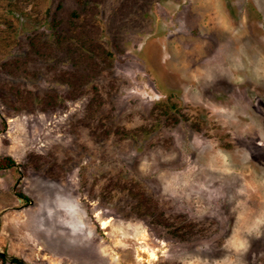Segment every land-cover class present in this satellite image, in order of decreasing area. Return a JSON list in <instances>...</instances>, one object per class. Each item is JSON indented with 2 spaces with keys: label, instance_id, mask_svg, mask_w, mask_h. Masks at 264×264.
<instances>
[{
  "label": "rangeland",
  "instance_id": "rangeland-1",
  "mask_svg": "<svg viewBox=\"0 0 264 264\" xmlns=\"http://www.w3.org/2000/svg\"><path fill=\"white\" fill-rule=\"evenodd\" d=\"M6 157L26 264H264V0H0Z\"/></svg>",
  "mask_w": 264,
  "mask_h": 264
},
{
  "label": "trees",
  "instance_id": "trees-1",
  "mask_svg": "<svg viewBox=\"0 0 264 264\" xmlns=\"http://www.w3.org/2000/svg\"><path fill=\"white\" fill-rule=\"evenodd\" d=\"M12 163H13L12 159L9 158V157H6V158H4L2 161H0V166L2 167L3 164H4V165H10V164H12ZM20 196L23 197V195H20ZM0 259H1L2 261H6V259L3 258V257H1V256H0ZM9 262H10L11 264H21L20 260L17 259V258H15V257L10 258V259H9Z\"/></svg>",
  "mask_w": 264,
  "mask_h": 264
},
{
  "label": "water",
  "instance_id": "water-1",
  "mask_svg": "<svg viewBox=\"0 0 264 264\" xmlns=\"http://www.w3.org/2000/svg\"><path fill=\"white\" fill-rule=\"evenodd\" d=\"M0 256L3 257V258L10 257V256H8L6 253H4L2 251H0ZM10 258H12V257H10ZM20 262L22 263L23 261H20ZM23 264H26V263L23 262Z\"/></svg>",
  "mask_w": 264,
  "mask_h": 264
},
{
  "label": "bare ground",
  "instance_id": "bare-ground-1",
  "mask_svg": "<svg viewBox=\"0 0 264 264\" xmlns=\"http://www.w3.org/2000/svg\"><path fill=\"white\" fill-rule=\"evenodd\" d=\"M101 223H102L101 225H102L103 227H106V221H102ZM149 254L151 255L152 253H149Z\"/></svg>",
  "mask_w": 264,
  "mask_h": 264
}]
</instances>
